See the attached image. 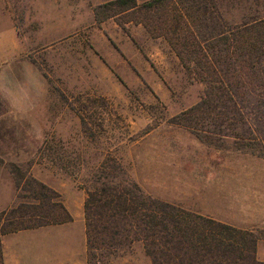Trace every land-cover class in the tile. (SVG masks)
<instances>
[{
  "label": "rangeland",
  "instance_id": "374dc122",
  "mask_svg": "<svg viewBox=\"0 0 264 264\" xmlns=\"http://www.w3.org/2000/svg\"><path fill=\"white\" fill-rule=\"evenodd\" d=\"M106 1L0 0V210L15 203L6 166L14 163L72 215L7 237L5 252H17L10 264H87L88 178L107 157L156 198L264 232V158L234 149L232 137L228 148L208 147L171 122L201 99L204 84L142 24L97 21L93 8ZM260 1L235 2L226 17L264 12ZM108 264L151 261L135 244Z\"/></svg>",
  "mask_w": 264,
  "mask_h": 264
},
{
  "label": "trees",
  "instance_id": "16d2710c",
  "mask_svg": "<svg viewBox=\"0 0 264 264\" xmlns=\"http://www.w3.org/2000/svg\"><path fill=\"white\" fill-rule=\"evenodd\" d=\"M238 1L243 0H108L93 12L97 21L114 17L119 25L142 24L164 37L204 84L201 99L171 122L192 129L208 147L228 148L224 138L232 137L234 149L264 158V12L249 8L239 21L227 18ZM6 166L16 194L15 203L0 211V264L2 235L72 220L51 187L14 163ZM88 179L87 264H108L135 244L151 264H264L257 257L263 231L156 198L113 158H105Z\"/></svg>",
  "mask_w": 264,
  "mask_h": 264
},
{
  "label": "crops",
  "instance_id": "0c3cea01",
  "mask_svg": "<svg viewBox=\"0 0 264 264\" xmlns=\"http://www.w3.org/2000/svg\"><path fill=\"white\" fill-rule=\"evenodd\" d=\"M7 21L9 22V25H10V32H11V35H15V29L11 26V22H10V18H9V16L7 17ZM17 106L18 107H20V104H17ZM1 168V167H0ZM13 181V180H12ZM12 186H13V182H12ZM12 197H13V192H12ZM12 199V198H11ZM11 201V200H10ZM9 201V202H10ZM251 207L250 208H253V209H255V210H257L258 209V207L256 206V204L255 203H252L251 205H250ZM4 209V208H3ZM3 209H1V210H3ZM0 210V211H1ZM209 216H211V215H209ZM252 216H256V215H252ZM213 217V216H212ZM231 224V223H230ZM232 225H234V226H237V227H241L240 225H238V224H235V223H232ZM241 228H247V229H251V230H256V229H258V230H260L261 228L260 227H257V226H255V225H250V226H247V227H241ZM23 231H18V232H14V233H10V234H5V235H2L1 236V244H2V249H3V258H4V264H10V260H11V258L13 257V258H17V252H16V250H14V254L13 253H6L5 252V248H4V241H5V239L7 238V237H16V236H18L19 234H21ZM264 240L263 239H260L259 241H258V245H257V257H258V259H260V260H264V257L263 256H261V252H260V243L261 242H263Z\"/></svg>",
  "mask_w": 264,
  "mask_h": 264
}]
</instances>
